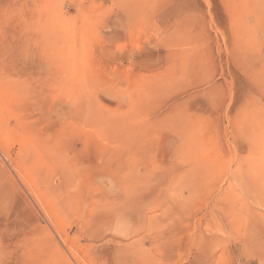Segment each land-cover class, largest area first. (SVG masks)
Returning <instances> with one entry per match:
<instances>
[{
	"label": "rangeland",
	"instance_id": "374dc122",
	"mask_svg": "<svg viewBox=\"0 0 264 264\" xmlns=\"http://www.w3.org/2000/svg\"><path fill=\"white\" fill-rule=\"evenodd\" d=\"M0 264H264V0H0Z\"/></svg>",
	"mask_w": 264,
	"mask_h": 264
},
{
	"label": "bare ground",
	"instance_id": "6f19581e",
	"mask_svg": "<svg viewBox=\"0 0 264 264\" xmlns=\"http://www.w3.org/2000/svg\"><path fill=\"white\" fill-rule=\"evenodd\" d=\"M54 38V37H53Z\"/></svg>",
	"mask_w": 264,
	"mask_h": 264
}]
</instances>
